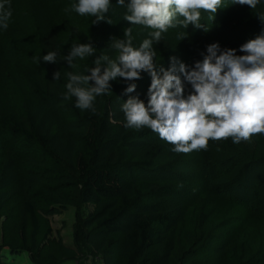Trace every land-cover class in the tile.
Returning <instances> with one entry per match:
<instances>
[{"label":"trees","instance_id":"1","mask_svg":"<svg viewBox=\"0 0 264 264\" xmlns=\"http://www.w3.org/2000/svg\"><path fill=\"white\" fill-rule=\"evenodd\" d=\"M16 1L10 0V6ZM111 2L113 6L106 14L110 24L102 20L91 30L92 44L97 52L94 57L88 58L89 67L93 66V59L102 53L107 52L112 58L115 57L116 53L107 48V44L111 43L109 40L112 37L123 39L122 35L116 33L119 26L132 27L134 46H138L146 37L147 30L129 25L123 20L125 10L117 7L115 0ZM253 12L256 15L264 13V5H257ZM255 36L251 34L247 40ZM247 40L228 37L217 43L221 48L238 49ZM192 42L194 47L204 50L213 41L201 34L194 36ZM38 44L39 57L49 50H56L59 61L56 31L52 29L40 34ZM155 46L166 57L169 53L180 59L179 48H175L170 34H163L161 42ZM10 49L17 52L13 45ZM236 54L242 53L237 51ZM165 61L169 63V59ZM40 63L42 68L30 64L21 73L23 101L17 103L21 108L5 110L0 105V135L4 139H20V152L27 155V163L33 166L30 171H18L15 164L3 168L0 172V210L9 198L10 188L18 180L28 189L43 187L44 180L39 172L43 160L38 158L42 154L59 167L57 173L48 176L53 181L45 187L41 203L43 213H56V208L68 201V192L76 188L79 182L81 201L92 206V211L83 220L82 237L94 250L104 253L112 245L123 264H192L191 258L197 256L195 252H185L181 257L182 262L175 263L177 244L171 236L173 213L161 211L157 203L141 193L144 183L149 182V196L156 195L158 184L166 178L164 174L161 175L160 171L164 168L159 164L165 163L164 159L175 161L179 152L172 151L173 146L166 141L160 150L154 136L148 131L126 128L120 111V104L128 95L138 96L146 102L145 93L150 78L135 82V91L127 95L123 92L125 84L121 78L110 81L111 91L96 98L95 111H81L74 107V98L63 99L66 81H52L58 63ZM67 71L75 72L73 67ZM68 103L74 110L75 117L72 119L64 118L62 113ZM79 145L85 147L88 153H83ZM208 146L230 155L229 159H224L230 162L218 159L222 166L214 167L216 160L214 165L206 167L208 172L228 165L229 170L222 175L212 172L213 177H219L220 191L228 195L232 206L242 210L246 220L264 224V136L256 133L236 144L232 143L231 137L209 139ZM162 155L165 157L161 158ZM208 176L209 173L204 178L210 181L212 176ZM229 187L232 191L227 190ZM28 222L31 228L27 238ZM16 226L23 242L28 240L33 254L38 255L40 244L47 239L50 228L46 227L37 241L40 223L30 200L23 201ZM233 235L236 242L245 241L242 252L237 254L233 251L229 239L221 243L223 236L219 235L221 242L219 246H214V253L224 258L221 264H264V246L249 244L248 230L238 228ZM113 238L116 240L113 241ZM47 264L54 262L50 260Z\"/></svg>","mask_w":264,"mask_h":264},{"label":"rangeland","instance_id":"2","mask_svg":"<svg viewBox=\"0 0 264 264\" xmlns=\"http://www.w3.org/2000/svg\"><path fill=\"white\" fill-rule=\"evenodd\" d=\"M73 2L74 0H18L10 6L12 14L8 28L0 31V105L6 108L5 110L10 107L21 108L17 103L23 101L21 98L24 90L20 77L25 67L32 64L42 68L39 61L38 39L40 34L52 29L57 32L60 49L57 70L61 73L59 80L61 83L65 82L63 74L68 70L63 61V55L67 54L71 45L84 43L87 38H90L92 43L91 30L94 25L91 21L94 17H82L73 11H66L70 9ZM207 16V13L202 12L201 21L208 31L193 29L189 25L185 29L188 36L180 41L177 40L176 35L184 29L178 26L167 32L171 35L175 48H179V60L186 65L191 66L194 61L201 59V53L204 52L192 45L194 36L202 34L213 42H219L228 37L247 40L251 34L258 35L264 29V24L256 18V13L246 5H233L218 9L212 21L208 20ZM124 28L126 27L119 26L116 29V33L122 35L121 37H123ZM12 45L17 52L10 49ZM154 47L157 50L155 57L157 65L167 68L168 62L165 60L173 55L167 53L168 57H166L165 53L159 51L155 45ZM85 65L89 67L88 58L73 61V69L78 74H86ZM148 77L146 73H142L139 81ZM62 113L67 119L75 117L74 110L69 103ZM141 130L148 131L154 136L158 143L157 147L161 150L165 141L147 128H141ZM19 141L20 139L16 138L4 139L0 135V172L9 164H15L18 171L33 169V166L27 163V155L20 152ZM79 148L83 153H88L85 147L79 145ZM229 156L226 151H219L209 146L206 149L193 150L188 153L179 152L175 161L164 159L165 163L159 164L164 168L160 171L161 175L164 174L166 178L158 184L159 189L156 190L154 197L149 196L151 193L149 182L142 186L141 193L157 203L161 211L173 213L171 236L177 244L175 263L182 262L181 257L185 252H195L197 256L191 258L192 264H221L224 258H221L219 253H214V246H219L221 242L219 241L221 234L223 236L221 243L229 239L233 251L237 254L241 253L245 241L236 242L233 235L236 234L238 228L248 230L249 241H246L249 244L264 246V224L246 220L242 210L232 206V202L227 198L228 195L220 191L218 184L220 180L217 179L219 177L212 176V172L218 175L224 174L229 170L228 165L225 164L216 170L212 169L213 171H206V167L214 165L216 160L214 167L222 166L223 164L218 159L223 161L229 159ZM164 157L162 155L161 158ZM38 158L43 160L42 169L39 170L44 180L43 187L35 190L28 189L18 180L10 188L9 198L0 210V263L47 264L52 260L54 264H123L120 256L115 254L114 246L110 245L104 253L99 252L90 247L82 237L83 220L92 211V206L81 201L78 181V186L68 192V201L62 207H57L56 213L48 215L43 213L41 203L45 195V187L53 181L48 176L57 173L59 167L42 154ZM224 161L230 162V160ZM225 168L227 169L224 170ZM207 173L210 177L212 176L210 181L204 178ZM227 190L232 191V188L229 187ZM24 200H30L36 208L40 223L37 241L46 227L50 228V233L47 239L40 244V251L36 256L28 240L24 243L16 228ZM228 222H230L229 225ZM30 228L28 222L27 238ZM112 240L115 241L116 238Z\"/></svg>","mask_w":264,"mask_h":264},{"label":"clouds","instance_id":"3","mask_svg":"<svg viewBox=\"0 0 264 264\" xmlns=\"http://www.w3.org/2000/svg\"><path fill=\"white\" fill-rule=\"evenodd\" d=\"M114 4L125 10L123 20L129 25L147 30L146 37L134 46L132 27H126L123 39L110 38L107 48L115 57L100 54L92 67L85 65L86 74L65 72L63 99L72 97L74 107L95 111L96 98L111 91L110 81L121 78L127 95L135 91L134 81L146 73L150 78L146 102L128 95L120 104L126 128H147L171 144L172 151L182 153L206 149L209 139L231 137L236 144L256 133L264 136V29L238 49L207 44L201 59L191 66L174 56L169 57L167 68L158 66L154 47L163 34L178 26L184 29L176 35L179 41L188 36L185 29L189 25L208 31L201 21L202 12L212 21L218 9L246 5L254 10L264 0H115ZM112 6L111 0H74L66 11L94 17L92 25L102 20L110 24L106 14ZM11 14L10 0H0V31L8 28ZM256 18L264 24V13H257ZM96 52L87 38L71 45L63 61L72 68L74 60L94 57ZM57 57L56 50H49L39 60L55 64ZM60 79L57 70L52 81Z\"/></svg>","mask_w":264,"mask_h":264}]
</instances>
